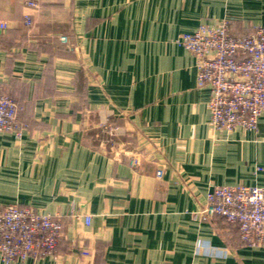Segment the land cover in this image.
Segmentation results:
<instances>
[{"label":"crops","instance_id":"obj_1","mask_svg":"<svg viewBox=\"0 0 264 264\" xmlns=\"http://www.w3.org/2000/svg\"><path fill=\"white\" fill-rule=\"evenodd\" d=\"M225 19L246 35L264 0H0V91L24 126L0 135V206L64 224L55 256L11 264H264L198 215L215 186L264 188V114L256 132L216 131L174 43Z\"/></svg>","mask_w":264,"mask_h":264},{"label":"built area","instance_id":"obj_2","mask_svg":"<svg viewBox=\"0 0 264 264\" xmlns=\"http://www.w3.org/2000/svg\"><path fill=\"white\" fill-rule=\"evenodd\" d=\"M37 7L33 2H27ZM26 24L31 25L30 19ZM1 28H6L4 24ZM228 19L201 24L192 33H183L174 43L190 52L197 61V87L209 89L210 124L218 132L236 128L256 132L264 114V26L246 35L231 32ZM67 43L66 37L60 38ZM18 105L0 91V135H22ZM134 166L139 165L135 155ZM262 169H258L261 171ZM157 178L164 176L159 168ZM202 221L220 218L235 226L242 244L264 248V188L235 185L215 186L207 193L198 213ZM91 223L90 217L85 219ZM64 232L60 218L19 205L0 206V259L3 264L55 256ZM82 255L88 257L87 250Z\"/></svg>","mask_w":264,"mask_h":264},{"label":"trees","instance_id":"obj_3","mask_svg":"<svg viewBox=\"0 0 264 264\" xmlns=\"http://www.w3.org/2000/svg\"><path fill=\"white\" fill-rule=\"evenodd\" d=\"M224 224H225V223H224ZM225 227L230 229V228L233 227V226H232V225H227V224H225ZM234 227H235V226H234Z\"/></svg>","mask_w":264,"mask_h":264}]
</instances>
